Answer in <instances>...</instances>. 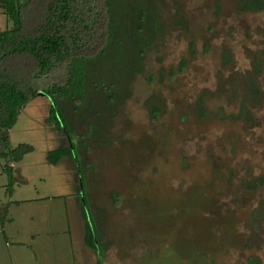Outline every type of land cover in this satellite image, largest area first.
Wrapping results in <instances>:
<instances>
[{
    "label": "rangeland",
    "instance_id": "1",
    "mask_svg": "<svg viewBox=\"0 0 264 264\" xmlns=\"http://www.w3.org/2000/svg\"><path fill=\"white\" fill-rule=\"evenodd\" d=\"M168 1L167 32L117 113L111 144L91 141L81 158L66 154L52 163L47 151L70 145L75 135L47 120L44 92L21 108L8 129L10 146L28 143L31 150L11 174L0 159V264H247L251 255L264 264V214L262 241L252 236L246 243L251 210L264 209V188L240 185L264 174V95L255 124L193 112L202 93L211 111L237 109L235 94L264 45V12H238L235 0ZM176 8L187 29L170 23ZM10 25L0 7V28ZM182 57L185 69L171 78L168 70ZM259 80L264 89V71ZM152 92L165 100L155 120L144 105ZM85 213L100 232L96 251L85 242Z\"/></svg>",
    "mask_w": 264,
    "mask_h": 264
},
{
    "label": "trees",
    "instance_id": "2",
    "mask_svg": "<svg viewBox=\"0 0 264 264\" xmlns=\"http://www.w3.org/2000/svg\"><path fill=\"white\" fill-rule=\"evenodd\" d=\"M238 12L262 11L264 0H235ZM0 7L11 25L0 28V159L3 168L12 173V164L31 150L28 143L10 146L8 129L14 125L23 105L39 91L50 98L47 120L54 122L75 139L66 147L47 151V158L57 163L63 155L80 156L88 150L91 141L99 145L112 142L111 127L117 113L133 94L134 80L144 74L147 54L158 49L167 32L169 20L166 12L168 0H0ZM175 27L188 28L183 12L174 10ZM191 53L195 50L191 47ZM223 62L232 59L225 48ZM187 58L182 57L178 69L170 68L172 78L183 71ZM251 69L243 80L238 104L234 111H225L220 105L211 111L206 105V93L196 97L193 112L202 119L208 115L228 118L247 124L258 122L255 108L263 100L264 89L259 80L264 71V45L255 51ZM159 79L166 75L165 67L158 69ZM147 76L149 83L156 80ZM152 120L165 110V100L159 92L144 99ZM81 158V156H80ZM89 164V163H86ZM241 187L256 191L264 188V174L241 178ZM113 192L114 204L118 201ZM103 212V209L101 210ZM264 209L255 206L250 212L248 226L251 235L262 241ZM85 215V242L96 251L90 218ZM102 220H105L103 213ZM103 220V222H104ZM97 232V233H96ZM102 232V231H101ZM260 258L251 255L247 264H259Z\"/></svg>",
    "mask_w": 264,
    "mask_h": 264
}]
</instances>
